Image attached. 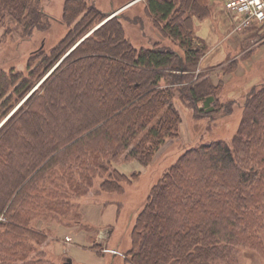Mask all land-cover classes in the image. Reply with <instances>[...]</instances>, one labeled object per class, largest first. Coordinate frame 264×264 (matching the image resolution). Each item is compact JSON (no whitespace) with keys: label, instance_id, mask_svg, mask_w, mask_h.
Here are the masks:
<instances>
[{"label":"trees","instance_id":"trees-1","mask_svg":"<svg viewBox=\"0 0 264 264\" xmlns=\"http://www.w3.org/2000/svg\"><path fill=\"white\" fill-rule=\"evenodd\" d=\"M143 11L182 53L159 41L135 46L119 12L106 18L94 3L64 0L58 43L35 51L25 74L0 70V121L19 103L0 125V264H39L34 246L46 237L32 223L67 217L96 176L100 192H122L141 170L128 175L118 163L145 167L179 136L176 100L201 116L232 111L212 68L198 67L204 45L193 27L209 16L208 0H145ZM50 19L41 0H0L1 37L12 26L28 37ZM240 113L230 141L190 145L164 168L136 213L125 261L239 264L245 250L264 259V79Z\"/></svg>","mask_w":264,"mask_h":264},{"label":"rangeland","instance_id":"rangeland-1","mask_svg":"<svg viewBox=\"0 0 264 264\" xmlns=\"http://www.w3.org/2000/svg\"><path fill=\"white\" fill-rule=\"evenodd\" d=\"M87 0L94 3L101 11L113 16L115 7L123 3V7L118 10L123 17L122 24L125 35L130 42L135 45L150 46L159 41L170 45L182 53L176 42L170 38H164L153 26L151 17L144 14L143 4L145 0ZM222 0H208L210 24H200V20H195L193 27V43L204 45L202 55L198 62L199 68H213V81L219 86V99L221 102H231L232 111L230 113L220 110L213 116H201L193 114V110L185 100H176L181 112L182 122L180 123V133L177 138L167 140L156 154L154 160L147 166H139L136 160L122 161L117 164L120 171L128 175L133 171L141 170L139 176L130 184L124 186L120 193L106 194L97 189L103 177L96 176L93 180V190L86 195L75 199V204L67 211V217L49 218L48 220L37 218L32 223L45 235L46 240L36 245L42 253L39 264H64L66 258H76L78 254L74 250L67 251L71 242H80L87 246L88 250L96 244L99 254L105 258H115L114 264L124 259L125 251L129 246V231L134 222L137 211L143 206L150 187L157 181L158 177L170 162H172L184 149L190 145L200 142H209L212 139H226L230 141L232 134L236 131L240 122L241 106L247 95V91L252 85L260 83L264 79V25L248 30L234 29L231 19L221 7ZM43 10L50 16V24L46 29H34L30 36L23 37L17 26H12V31L5 37H1L3 27H0V70L14 68L24 74L27 72L26 63L34 52L42 49L48 53L51 48L66 34V25L61 22L63 0H41ZM111 6H114L111 9ZM138 16L140 22H131L132 16ZM125 18V19H124ZM213 23V24H212ZM202 25L201 33H207L204 40L198 38L196 31ZM99 25L95 22L86 32L88 35L94 27ZM250 32V34H247ZM227 34L228 39L217 49L211 52L209 46L217 39L219 34ZM85 35V36H86ZM215 42V41H214ZM213 42V43H214ZM214 47V46H213ZM219 51V52H218ZM221 51H224L221 54ZM32 54V55H31ZM37 86V85H36ZM19 103L4 116L0 125L16 109ZM196 115V116H195ZM139 170V171H140ZM96 205L109 217V224L106 227L86 223L81 206ZM78 218V219H77ZM77 219V221H75ZM108 229V234L99 236V230ZM68 237H71L70 241ZM264 241V233H262ZM27 242H29L27 240ZM30 243V242H29ZM35 245V244H33ZM115 249L117 253H111ZM83 250V249H81ZM96 254H88L85 250L79 256L88 258ZM124 261V260H123ZM72 264V263H71ZM74 264H77L74 262ZM239 264H264V259L253 252L242 251L239 256Z\"/></svg>","mask_w":264,"mask_h":264},{"label":"crops","instance_id":"crops-1","mask_svg":"<svg viewBox=\"0 0 264 264\" xmlns=\"http://www.w3.org/2000/svg\"><path fill=\"white\" fill-rule=\"evenodd\" d=\"M133 1H135V0H130L129 3L133 2ZM62 6H63V4H62ZM122 7H123V3L122 4L120 3L118 6L115 7V9H116L117 12H119L118 10H120ZM221 7L225 11V9L222 6V3H221ZM113 8H114V6H111V9H113ZM225 12L229 16V18L231 19L232 24H234L233 23V18L231 17V15L227 11H225ZM61 14H62V11H61ZM203 22L205 24H207V26H209V24H210V22L207 19H205V18L200 20L199 23L200 24H204ZM200 24H199L200 28H199L198 31H196V35H197L198 38H202V39L205 40L207 38L206 37L207 33H201L200 32V30L202 29V27H201L202 25H200ZM251 27L253 28V26H251ZM248 30H252V29H248ZM247 34H250V32H248ZM227 39H228L227 34H223V33L219 34L217 39L214 40L215 42L213 41L214 43L212 42V44H210L209 51L207 52V54H209V53L211 54V52L214 50L215 47L217 49ZM223 53H224V51H221V54H223ZM214 68L215 67L212 68V71H216V69H214ZM211 76H212V79H213V74H211ZM80 209L82 210L83 218H84L86 223L93 224V225L94 224L95 225H99L100 227H106L109 224V217L106 214H104L103 211H100L99 208L96 205L87 204V205H84L83 207L81 206ZM103 231H104V235H105V232H106V234L109 236L108 229L107 230L100 229L99 230V236L101 238L104 237ZM85 247H87V246L82 245L80 242H75V240H74V242L70 243V246H69L70 249H68L67 251L73 249L74 252L78 254L77 256H75L76 258H73L71 260L72 264H74V262H76L77 264H114L113 262L115 261V258L102 257V256L99 255V254H102V252H100L98 254L97 252H95L93 250H88L87 248H89V247H87V248H85ZM81 249L85 250L86 253H88V254H96V255L88 257V258H83V257L81 258L79 256L80 252L83 251ZM101 251H103V249H101ZM112 251H111V253H113V254L117 253L115 250H112ZM123 260H120L118 262V264H129L127 261H125V260L123 261Z\"/></svg>","mask_w":264,"mask_h":264},{"label":"built area","instance_id":"built-area-1","mask_svg":"<svg viewBox=\"0 0 264 264\" xmlns=\"http://www.w3.org/2000/svg\"><path fill=\"white\" fill-rule=\"evenodd\" d=\"M223 7L232 15L234 29L264 24V0H224Z\"/></svg>","mask_w":264,"mask_h":264},{"label":"water","instance_id":"water-1","mask_svg":"<svg viewBox=\"0 0 264 264\" xmlns=\"http://www.w3.org/2000/svg\"><path fill=\"white\" fill-rule=\"evenodd\" d=\"M117 12V11H116ZM116 14V13H115ZM64 264H71V259L70 258H66V261L64 262Z\"/></svg>","mask_w":264,"mask_h":264},{"label":"bare ground","instance_id":"bare-ground-1","mask_svg":"<svg viewBox=\"0 0 264 264\" xmlns=\"http://www.w3.org/2000/svg\"><path fill=\"white\" fill-rule=\"evenodd\" d=\"M118 264V263H117Z\"/></svg>","mask_w":264,"mask_h":264}]
</instances>
